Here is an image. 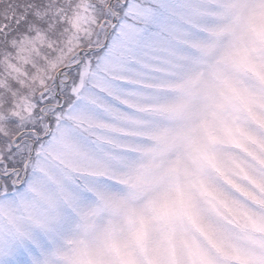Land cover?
<instances>
[{
  "label": "snow or ice",
  "instance_id": "6c2138e0",
  "mask_svg": "<svg viewBox=\"0 0 264 264\" xmlns=\"http://www.w3.org/2000/svg\"><path fill=\"white\" fill-rule=\"evenodd\" d=\"M153 226L264 264V0H0V264Z\"/></svg>",
  "mask_w": 264,
  "mask_h": 264
},
{
  "label": "clouds",
  "instance_id": "9594fccd",
  "mask_svg": "<svg viewBox=\"0 0 264 264\" xmlns=\"http://www.w3.org/2000/svg\"><path fill=\"white\" fill-rule=\"evenodd\" d=\"M120 242L127 264H175L185 251L186 238L179 230L153 226L139 235L125 232Z\"/></svg>",
  "mask_w": 264,
  "mask_h": 264
}]
</instances>
